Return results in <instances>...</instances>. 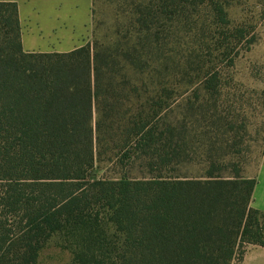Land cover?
Returning <instances> with one entry per match:
<instances>
[{
  "label": "trees",
  "instance_id": "obj_1",
  "mask_svg": "<svg viewBox=\"0 0 264 264\" xmlns=\"http://www.w3.org/2000/svg\"><path fill=\"white\" fill-rule=\"evenodd\" d=\"M123 3L93 40L28 52L0 1V264H41L54 235L76 264H240L264 246L247 172L264 88L255 109L231 93L264 0Z\"/></svg>",
  "mask_w": 264,
  "mask_h": 264
},
{
  "label": "rangeland",
  "instance_id": "obj_2",
  "mask_svg": "<svg viewBox=\"0 0 264 264\" xmlns=\"http://www.w3.org/2000/svg\"><path fill=\"white\" fill-rule=\"evenodd\" d=\"M131 1V0H128ZM75 4L64 6L66 11H71L68 23L76 28V41L80 42L82 35H90L89 40H93L92 29L99 26V33L104 34L110 30L115 19L122 18L126 12L123 0H94L93 14L91 22L87 24L90 17L89 0H75ZM49 8V7H48ZM130 8V6L128 7ZM48 10V9H47ZM46 17V15H45ZM69 16H67L68 18ZM87 26L85 27V25ZM90 27V28H89ZM79 40V41H78ZM71 41L67 38L63 45L58 48L70 49L72 45H67ZM235 81L239 84L231 93L236 92L235 99L251 103L255 109L256 95L252 89L261 90L264 88V31L261 33L260 40L249 50L240 56L234 67ZM236 90V91H235ZM254 103V104H253ZM248 113V120L253 124H260L264 120V115L258 112ZM263 136L258 142V146L248 164L247 172L254 175L257 170L258 160L264 147ZM251 157V153L249 152ZM41 264H76L71 253L63 249L60 245V236L54 235L42 252Z\"/></svg>",
  "mask_w": 264,
  "mask_h": 264
},
{
  "label": "crops",
  "instance_id": "obj_3",
  "mask_svg": "<svg viewBox=\"0 0 264 264\" xmlns=\"http://www.w3.org/2000/svg\"><path fill=\"white\" fill-rule=\"evenodd\" d=\"M0 1L15 2L18 5L22 29V44L25 51L67 52L85 44L91 37L87 34L85 36L82 35L78 43L75 35L76 28L68 23L71 11H66L64 6L76 5L75 0ZM89 3L90 17L87 24L92 19L94 0H89ZM67 16L69 17L67 18ZM67 38L71 39L67 45H72V48H58L59 45H63V41H66ZM256 178L257 183L253 191L251 206L264 211V153L256 170ZM240 264H264V246H248Z\"/></svg>",
  "mask_w": 264,
  "mask_h": 264
}]
</instances>
